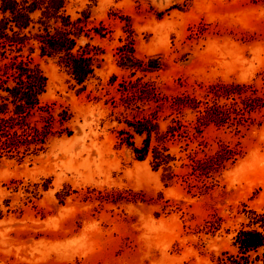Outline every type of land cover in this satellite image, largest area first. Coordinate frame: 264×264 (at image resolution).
I'll return each instance as SVG.
<instances>
[{
  "label": "rangeland",
  "instance_id": "obj_1",
  "mask_svg": "<svg viewBox=\"0 0 264 264\" xmlns=\"http://www.w3.org/2000/svg\"><path fill=\"white\" fill-rule=\"evenodd\" d=\"M0 37V264H264V0H0Z\"/></svg>",
  "mask_w": 264,
  "mask_h": 264
},
{
  "label": "trees",
  "instance_id": "obj_2",
  "mask_svg": "<svg viewBox=\"0 0 264 264\" xmlns=\"http://www.w3.org/2000/svg\"><path fill=\"white\" fill-rule=\"evenodd\" d=\"M38 1L41 2L42 0H38ZM41 4H42L41 5V9H43L44 2H42ZM21 10H22L21 5H15V4H13L11 6V8L9 10H7V13L8 14H16V13H18ZM12 73H13V71H12ZM13 75H15V79H28V80H30V78H31V76H29V74H28V71H26V70L20 71L19 73L16 71V72H14ZM18 89H19L20 92L18 90L17 91L11 90V93L12 94L10 93L9 90H4L5 91L4 93H6L7 95H12V97L15 98L16 103H13L14 108H19V107L21 108V107H23L24 100L27 101L31 97L29 94H26V92L32 90L33 89V86L31 84H29L27 86L26 85L24 86L22 84V86H19ZM1 92H3V91L1 90ZM17 100H18V102H17ZM8 103H9V105L12 104L11 102H8ZM144 146L146 148V145H144Z\"/></svg>",
  "mask_w": 264,
  "mask_h": 264
}]
</instances>
